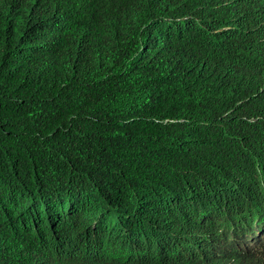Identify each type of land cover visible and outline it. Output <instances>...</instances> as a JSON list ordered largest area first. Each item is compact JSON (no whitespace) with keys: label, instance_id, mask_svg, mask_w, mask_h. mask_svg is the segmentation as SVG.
Masks as SVG:
<instances>
[{"label":"trees","instance_id":"trees-1","mask_svg":"<svg viewBox=\"0 0 264 264\" xmlns=\"http://www.w3.org/2000/svg\"><path fill=\"white\" fill-rule=\"evenodd\" d=\"M0 264H264V0H0Z\"/></svg>","mask_w":264,"mask_h":264}]
</instances>
